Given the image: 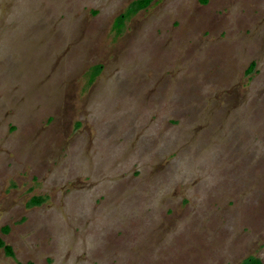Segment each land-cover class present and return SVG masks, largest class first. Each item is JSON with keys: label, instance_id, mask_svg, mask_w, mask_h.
<instances>
[{"label": "rangeland", "instance_id": "rangeland-1", "mask_svg": "<svg viewBox=\"0 0 264 264\" xmlns=\"http://www.w3.org/2000/svg\"><path fill=\"white\" fill-rule=\"evenodd\" d=\"M136 1L0 0V264H264V0Z\"/></svg>", "mask_w": 264, "mask_h": 264}, {"label": "trees", "instance_id": "trees-1", "mask_svg": "<svg viewBox=\"0 0 264 264\" xmlns=\"http://www.w3.org/2000/svg\"><path fill=\"white\" fill-rule=\"evenodd\" d=\"M151 1L152 0H138L131 6V8L135 12L139 11L142 8H145ZM249 67H250V69H252L253 64H251ZM42 202H43L42 198L34 197L29 201L28 206L40 205ZM0 249L4 252V254L6 256H8V257L13 256L11 248L9 246L5 245L1 239H0ZM18 264H20V263H18ZM245 264H262V263L256 258H250L245 262Z\"/></svg>", "mask_w": 264, "mask_h": 264}, {"label": "bare ground", "instance_id": "bare-ground-1", "mask_svg": "<svg viewBox=\"0 0 264 264\" xmlns=\"http://www.w3.org/2000/svg\"><path fill=\"white\" fill-rule=\"evenodd\" d=\"M60 98V97H59ZM61 101V100H60ZM61 103V102H60ZM53 104V103H52Z\"/></svg>", "mask_w": 264, "mask_h": 264}]
</instances>
